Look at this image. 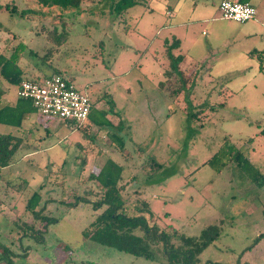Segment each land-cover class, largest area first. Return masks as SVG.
Segmentation results:
<instances>
[{
  "label": "rangeland",
  "instance_id": "374dc122",
  "mask_svg": "<svg viewBox=\"0 0 264 264\" xmlns=\"http://www.w3.org/2000/svg\"><path fill=\"white\" fill-rule=\"evenodd\" d=\"M220 1L139 0L117 16L110 0H89L78 15L66 16L65 28L57 25L68 37L54 67L89 95L96 116L103 111L111 123L31 116L26 146L0 173V251L8 247L14 264H167L161 245L150 260L92 237L91 224L105 207L94 209L101 192L87 177L108 158L124 167L120 211L143 214L179 247L217 225L220 236L201 250L199 264H264V239L254 244L264 234V27L247 36L245 22L221 18ZM5 3L40 10L34 0H0L2 8ZM260 10L264 16V3ZM52 14L60 15L50 12L43 20L0 9V52L16 35L45 54ZM173 39L180 45L171 52L183 57L179 69L190 78L184 85L175 73L182 84L175 95L162 87ZM34 62L28 55L22 60L36 70ZM4 86L7 97L16 96L15 86ZM7 133L20 135V129L0 123V134ZM112 134L122 138L127 158ZM230 146L255 170L232 161ZM150 158L163 168L145 170ZM34 191L54 222L35 221L25 210ZM76 196L88 201L74 204Z\"/></svg>",
  "mask_w": 264,
  "mask_h": 264
},
{
  "label": "trees",
  "instance_id": "16d2710c",
  "mask_svg": "<svg viewBox=\"0 0 264 264\" xmlns=\"http://www.w3.org/2000/svg\"><path fill=\"white\" fill-rule=\"evenodd\" d=\"M40 7L39 11L32 9L31 7L19 8L16 3H5L3 8L0 5V9H5L12 14H19L21 17L30 16L31 14H38L43 20L48 16L47 13L59 12L60 15L52 14L55 21L52 22L51 28L45 27L41 30H45L46 38L51 45L47 48L46 53L43 55L38 54L35 50L29 48L28 44L16 35H12V43L5 47V51L0 52V81L6 82L9 85L15 86L16 89L25 80H39L45 79L51 76L60 75L63 76L54 67V56L59 50V47L67 40V32L62 30L59 32L57 29L58 24H62L65 28L66 16L70 14L78 15L85 8L82 7L89 0H34ZM94 1V0H90ZM97 1V0H96ZM139 0H110V10L117 16L126 12L129 8L138 3ZM241 2H248V0H238ZM57 14V13H56ZM46 16V17H45ZM1 27V23H0ZM39 33V32H38ZM16 43L13 44V42ZM168 44V43H167ZM180 45L179 39H173L171 44H168V56L170 59V71H167L168 75L165 81L162 83V87L170 92L171 95L182 86V84L176 80L175 73L180 75L182 83L186 85L189 81V77L185 78L183 72L179 69V63L183 60L181 55L174 56L171 52L173 47ZM8 51V52H7ZM25 55L35 59L34 67L36 70L28 69L22 64V60ZM262 67V65H261ZM64 77V76H63ZM71 82L72 79H69ZM3 82V87L4 86ZM175 82V83H174ZM175 86V89H173ZM0 86V123L14 127H21L23 121L33 114H38L33 102L30 99L21 98L17 95L14 101H6L4 96L6 94V87ZM93 107L87 119L92 120L97 126L103 127L111 123L107 118V115L101 111L99 116L94 114L95 102H92ZM39 115V114H38ZM41 116V115H40ZM194 116V115H192ZM43 117V116H41ZM46 118V117H44ZM50 119V118H48ZM69 120H66V122ZM87 130V128H84ZM264 136V128L262 129ZM113 139L120 147V153L127 158L130 153L123 145V140L120 136L112 134ZM23 145V138L12 133L0 134V172L2 168L8 167L14 160L15 153ZM227 152V151H226ZM229 153L230 159L241 165L243 162L245 165L255 170L249 163L248 159L244 158L241 151L235 152V147L230 146L227 154ZM219 153H216L211 159L210 163L214 164ZM232 156V157H231ZM85 162V159L83 160ZM225 164L222 163L218 171ZM142 167L148 170L150 173H156L163 168V164L158 162L154 158L148 159L143 163ZM124 167L119 162L112 158H108L104 165L97 172L90 173L87 177L88 180L93 181L96 188L101 192V197L93 202L95 210L102 209L91 224L90 233L92 237L98 242L104 245L113 246L119 250L126 251L135 256L144 257L150 260L157 259L158 255L155 252V246L161 245V251L167 264H199V257L201 250L205 249L209 244L219 238L220 230L217 225L207 226L200 238L187 239L184 247H179L172 243L171 235L164 232H160L156 225H151L148 219L143 215H128L124 211H120L121 207L117 204L122 196L120 193V182L123 180ZM258 173V171H257ZM253 172V176L257 179L256 174ZM264 185V181L261 183ZM15 186V185H14ZM42 201V195L39 191L32 192L31 196L27 200L25 210L33 215L35 221H42L47 224L54 222L55 219L45 216L43 213L46 211L47 203L40 206ZM88 201L85 197L76 196L75 203H84ZM141 210L146 212L148 210V203L142 202ZM27 228L35 229L33 223L25 222ZM141 232L136 234L135 231ZM35 232H39V229H35ZM176 232V231H175ZM264 239V234L258 235L254 244H257ZM14 264L12 258V252L8 247H2L0 251V264ZM206 264H228L207 261Z\"/></svg>",
  "mask_w": 264,
  "mask_h": 264
},
{
  "label": "built area",
  "instance_id": "2783aa9c",
  "mask_svg": "<svg viewBox=\"0 0 264 264\" xmlns=\"http://www.w3.org/2000/svg\"><path fill=\"white\" fill-rule=\"evenodd\" d=\"M219 9L221 18L240 23L257 15L253 4L238 0H221ZM16 93L21 98L30 99L37 113L50 119L83 121L88 118L93 107L88 94L78 90L73 82L60 75L25 80Z\"/></svg>",
  "mask_w": 264,
  "mask_h": 264
},
{
  "label": "crops",
  "instance_id": "0c3cea01",
  "mask_svg": "<svg viewBox=\"0 0 264 264\" xmlns=\"http://www.w3.org/2000/svg\"><path fill=\"white\" fill-rule=\"evenodd\" d=\"M248 2L253 4L256 7V9H257V15L255 16V18L250 19L249 21L245 22L247 24V26H246V35L247 36H251V35L257 34L260 31V29H262V27H264V16H262V13H261V10H260V5H262L264 3V0H248ZM259 14H260V16H258ZM253 51L257 52L258 50L254 49ZM16 97H17V93H16V96L13 97V98L12 97L11 98L7 97V95L5 94L4 99L6 101H14L16 99ZM31 116L23 121V124H22L21 127H17V128L20 129V135H17V136H20V137L23 138V145L22 146H26V140L29 138L30 132L32 130L31 126L33 125V121L34 120L30 119ZM27 120H32V121L31 122L29 121L28 125H24V123ZM34 153H35V151L32 152L31 155L34 154ZM9 187H12V186L9 185Z\"/></svg>",
  "mask_w": 264,
  "mask_h": 264
}]
</instances>
